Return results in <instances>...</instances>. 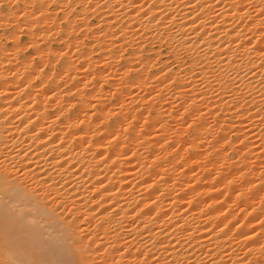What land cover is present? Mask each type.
Wrapping results in <instances>:
<instances>
[{
	"label": "bare ground",
	"instance_id": "1",
	"mask_svg": "<svg viewBox=\"0 0 264 264\" xmlns=\"http://www.w3.org/2000/svg\"><path fill=\"white\" fill-rule=\"evenodd\" d=\"M0 264H264V0H0Z\"/></svg>",
	"mask_w": 264,
	"mask_h": 264
},
{
	"label": "rangeland",
	"instance_id": "2",
	"mask_svg": "<svg viewBox=\"0 0 264 264\" xmlns=\"http://www.w3.org/2000/svg\"><path fill=\"white\" fill-rule=\"evenodd\" d=\"M4 11H6L5 9H4ZM91 22L93 23V30H95L96 28H97V23H96V21L95 20H91ZM23 21L22 20H19V22H18V26L19 27H22L23 26ZM95 25H96V28H95ZM9 33H11V32H9ZM27 34H22V38H21V41H20V46L21 47H24V52L27 54V56H29L30 58H32V59H34V62L35 63H38V60H36V56L33 54V52L31 51L32 49L30 48H27V46L25 45L26 43H27V40H28V37L26 36ZM2 37V44L4 45V46H8V48H11L12 47V43L10 42V41H8L4 36H1ZM84 40H85V42L86 43H89L90 42V40H91V35L90 36H85L84 38H83ZM13 48V47H12ZM56 65V66H55ZM59 64H57V62L56 63H54V67L55 68H57L56 70H59ZM63 88H67L68 89V86H67V84L66 85H63L62 86ZM19 175H20V173H19ZM23 178V177H22ZM27 180V179H26ZM28 183V182H27ZM26 183V181L24 180V184L26 185L27 184ZM28 185V184H27ZM26 185V186H27Z\"/></svg>",
	"mask_w": 264,
	"mask_h": 264
}]
</instances>
